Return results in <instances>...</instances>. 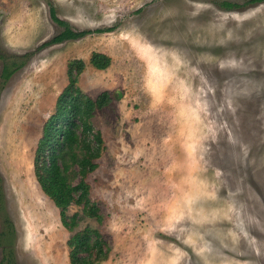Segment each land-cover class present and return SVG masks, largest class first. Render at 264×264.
I'll return each mask as SVG.
<instances>
[{"label": "rangeland", "instance_id": "obj_1", "mask_svg": "<svg viewBox=\"0 0 264 264\" xmlns=\"http://www.w3.org/2000/svg\"><path fill=\"white\" fill-rule=\"evenodd\" d=\"M51 6L88 33L53 42ZM73 58L113 94L87 177L103 221L77 227L110 243L97 264H264V0H0V264H70L33 159ZM5 59L24 61L6 81Z\"/></svg>", "mask_w": 264, "mask_h": 264}, {"label": "trees", "instance_id": "obj_2", "mask_svg": "<svg viewBox=\"0 0 264 264\" xmlns=\"http://www.w3.org/2000/svg\"><path fill=\"white\" fill-rule=\"evenodd\" d=\"M224 4L234 6L229 1ZM50 12L55 21L64 25V29L52 38L53 42L79 38L88 33V30L74 29L60 19L53 6ZM4 61L2 78L6 81L24 61ZM90 62L97 68H106L111 63V56L95 51ZM85 65L82 58L68 61V83L58 95L54 112L44 123L33 159L35 176L41 188L59 208L62 224L72 232L68 239L70 264H97L111 251L110 243L98 227L88 225L77 229L83 216L103 221L100 206L91 196L87 177L98 167L97 159L105 149L103 134L93 124L92 117L96 109L109 105L113 99L112 91L108 89L96 98L82 91L78 77ZM71 205L80 206L81 213L69 214ZM8 223L11 224L9 220Z\"/></svg>", "mask_w": 264, "mask_h": 264}]
</instances>
